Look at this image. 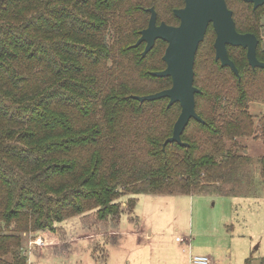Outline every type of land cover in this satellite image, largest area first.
Returning a JSON list of instances; mask_svg holds the SVG:
<instances>
[{
  "label": "trees",
  "instance_id": "1",
  "mask_svg": "<svg viewBox=\"0 0 264 264\" xmlns=\"http://www.w3.org/2000/svg\"><path fill=\"white\" fill-rule=\"evenodd\" d=\"M239 33L255 34L264 62V6L227 0ZM184 0H0V264H28L31 236L97 212L119 220L138 195L255 196L241 140L264 141L252 99L264 102V69L230 48L239 77L215 61L210 29L195 62L196 111L172 137L181 105L140 102L172 87L159 78L167 43L135 47L154 8L176 25ZM209 73V76L206 74ZM228 104V106H227ZM259 172L264 183V157ZM253 178V177H252ZM138 199L127 207L135 210ZM28 247V248H27ZM246 264H250L247 260ZM264 264V261H263Z\"/></svg>",
  "mask_w": 264,
  "mask_h": 264
},
{
  "label": "rangeland",
  "instance_id": "2",
  "mask_svg": "<svg viewBox=\"0 0 264 264\" xmlns=\"http://www.w3.org/2000/svg\"><path fill=\"white\" fill-rule=\"evenodd\" d=\"M261 37L264 48V29ZM249 112L258 123L264 117V102L252 99ZM241 143L245 154L251 156L248 176L255 196H125L119 220L105 223L96 211L69 219L64 223L71 230L58 232L61 242L49 248L31 245L28 264H189L191 253L207 255L214 264H246L247 260L263 264L264 183L258 168L264 157V141L248 138ZM130 197L138 199L132 213L127 207ZM82 220L85 223L79 225ZM139 227L144 229L140 237L136 235ZM112 230L117 234H111ZM38 234L31 236L32 241L39 239Z\"/></svg>",
  "mask_w": 264,
  "mask_h": 264
},
{
  "label": "water",
  "instance_id": "3",
  "mask_svg": "<svg viewBox=\"0 0 264 264\" xmlns=\"http://www.w3.org/2000/svg\"><path fill=\"white\" fill-rule=\"evenodd\" d=\"M253 4V9L264 6V0H242ZM185 7L176 9L174 14L180 19V26H170L166 23L158 25V14L154 8L148 9L151 14L149 25L141 31V37L135 44L139 47L146 44L142 57L154 48L158 40L168 43L163 60L166 68L163 71L153 72L152 75L172 79V87L161 92L134 96L140 101H156L169 99L168 106L179 103L181 113L174 125L173 135L165 144L178 143L188 146L182 141V135L192 119L204 123L196 111V95L201 91L195 86V62L200 44L204 41L210 24L216 32L215 50L216 60L221 66L230 67L239 77V70L230 59L228 46L241 47L247 51L249 65L253 69H264V62L258 59L257 51L259 38L252 33L242 34L237 31L234 12L229 9L226 0H185Z\"/></svg>",
  "mask_w": 264,
  "mask_h": 264
},
{
  "label": "crops",
  "instance_id": "4",
  "mask_svg": "<svg viewBox=\"0 0 264 264\" xmlns=\"http://www.w3.org/2000/svg\"><path fill=\"white\" fill-rule=\"evenodd\" d=\"M86 215H88V214H86ZM86 215H84V217H86ZM81 217H83V216H81ZM81 219H83V218H81ZM109 220H111V218L106 219L104 222L107 223V221H109ZM83 223H85L84 220H82L81 223H79V225H81ZM70 228H71V226H68V225H66V223L63 222V223H60V224L57 225L56 233L42 232V233H40L38 235H39V238H41V240L44 242V247L45 248H49L50 246L54 245V243L61 242V238H63V237H61L60 234H58V232H60V229H62L63 231H65V233H67V232H69L71 230ZM143 231H144V229H141V227H139V230L136 232V235L138 237L142 236L143 235ZM110 233L114 234V235L117 234V232L114 231V230H112ZM43 237H44L45 240H43ZM75 242L77 243V240L74 239V243ZM39 249H40V253H43L42 252L43 251V246H42V248H39ZM203 256H207V255H203ZM192 257H194V256H192V253H191L190 257H189V264H191Z\"/></svg>",
  "mask_w": 264,
  "mask_h": 264
},
{
  "label": "built area",
  "instance_id": "5",
  "mask_svg": "<svg viewBox=\"0 0 264 264\" xmlns=\"http://www.w3.org/2000/svg\"><path fill=\"white\" fill-rule=\"evenodd\" d=\"M180 242H188L186 239H177ZM190 242H188L189 244ZM44 245V242L41 240V238L35 240V241H30V247L28 250H31L32 246L31 245ZM191 264H214L212 259L208 256H194L191 259Z\"/></svg>",
  "mask_w": 264,
  "mask_h": 264
},
{
  "label": "flooded vegetation",
  "instance_id": "6",
  "mask_svg": "<svg viewBox=\"0 0 264 264\" xmlns=\"http://www.w3.org/2000/svg\"><path fill=\"white\" fill-rule=\"evenodd\" d=\"M227 1V0H226ZM185 5H186V3H185V0H184V6L183 7H181V8H178V9H182V8H184L185 7ZM227 5H228V3H227ZM252 6H253V4H252ZM229 7V6H228ZM263 7V6H262ZM230 9V8H229ZM176 10V9H175ZM175 10H174V12H175ZM158 14V13H157ZM151 17V16H150ZM177 18V17H176ZM159 19V18H158ZM150 20V19H149ZM166 23L165 21H162L161 23ZM160 22H159V20H158V25H160L161 24ZM167 24V23H166ZM180 24H181V21H180V19L179 18H177V24L176 25H170V24H168V25H170V26H175V27H177V26H180ZM149 25V24H148ZM210 29H213L214 30V27H213V24H210V26H209V28H208V30H207V33L209 32V30ZM207 33H206V35H207ZM214 33H215V41H216V37H217V35H216V32H215V30H214ZM205 38H206V36H205ZM205 40V39H204ZM159 41V40H158ZM204 42V41H203ZM202 42V43H203ZM157 43V42H156ZM167 43V42H166ZM201 43V44H202ZM201 44H200V46H201ZM167 45H168V43H167ZM145 47H146V44H145ZM200 48V47H199ZM230 48H235V47H233V46H228V53H229V57H230V59L232 60V58H231V56H230V52H229V49ZM214 50H215V42H214ZM199 51V50H198ZM247 52V51H246ZM215 61L216 62H218V63H220V65H221V62L220 61H217L216 60V50H215ZM233 61V60H232ZM234 62V61H233ZM235 63V62H234ZM236 65V64H235ZM222 67V66H221ZM224 68H226V67H224ZM227 68H229V69H231L230 67H227ZM232 70V69H231Z\"/></svg>",
  "mask_w": 264,
  "mask_h": 264
}]
</instances>
